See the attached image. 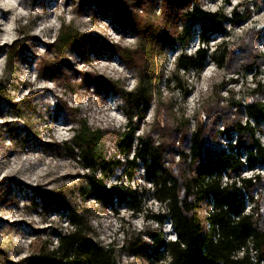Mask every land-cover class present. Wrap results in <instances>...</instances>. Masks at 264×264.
Masks as SVG:
<instances>
[{
	"label": "rangeland",
	"instance_id": "rangeland-1",
	"mask_svg": "<svg viewBox=\"0 0 264 264\" xmlns=\"http://www.w3.org/2000/svg\"><path fill=\"white\" fill-rule=\"evenodd\" d=\"M191 1L204 11L229 16L244 0H0V81L5 86L0 102V264H28L24 260L42 243L52 249L57 236L70 230L65 212L44 204L36 192H52L63 205L84 212L94 241L113 249L118 264H149L123 251L125 241L139 232L155 231L173 241L169 222L160 226L149 219L165 209L144 181L140 163L133 174L128 168L114 170L106 182L138 194L142 214L131 216L129 200L110 209L83 195L85 163L64 143L83 121L91 132L103 134L98 154L106 161L118 159L115 141L128 125L137 126L135 138L174 118L188 119L192 131L210 106L219 110L214 131L225 129L224 114L234 118L238 113L229 103L241 101L255 83L264 85V70L237 75L208 63L199 75L180 72L181 83L188 85L185 98L168 84L180 50L166 46L164 39L175 31V15ZM245 1L250 19L236 28L226 25L231 47H246L247 52L236 55L240 65L264 55V35L255 37L264 31V0ZM142 31L150 37L158 31L163 40L152 50L146 40L140 43ZM194 35L184 53L198 48ZM222 40L215 36L205 47L212 51ZM141 68L152 78V100L129 121L120 95L137 88ZM240 118L248 120L245 114ZM255 138L264 148V126ZM217 139L223 146L228 142L222 135ZM253 175L264 182L262 164L244 169L242 177ZM260 192H253L254 199Z\"/></svg>",
	"mask_w": 264,
	"mask_h": 264
},
{
	"label": "trees",
	"instance_id": "trees-1",
	"mask_svg": "<svg viewBox=\"0 0 264 264\" xmlns=\"http://www.w3.org/2000/svg\"><path fill=\"white\" fill-rule=\"evenodd\" d=\"M248 5L244 0L226 16L222 11H204L198 3L191 1L175 15V31L164 39V44L179 48L180 53L175 59L173 75L166 82L173 85L183 98L188 94V85L181 83L180 72L199 75L208 63L237 75L253 73L260 67L264 70V55L255 57L250 64L240 65L236 55L244 54L246 47L232 48L233 44L226 40L231 35L226 25L236 28L250 19ZM167 6H163V14L168 12ZM177 24L182 26L180 31H177ZM196 27L198 32L195 34ZM142 32L140 43L146 40L152 50L158 41L163 40L158 31L151 37ZM262 34L264 31L255 36L256 40L263 37ZM193 35L199 47L193 54L184 53L183 49ZM215 36L223 40L209 51L205 45ZM138 78L136 89L120 95L129 121L152 100V78L147 77L143 68ZM4 92L5 86L0 81V102ZM230 107L238 113L234 118L224 114L225 129L220 133L214 131L220 120L217 106L204 109L192 131L188 119L174 118L167 123H157L153 130L135 138L137 126L128 125L127 132L118 135L115 141L119 158L107 161L98 154L103 136L100 131L91 132L83 121L79 129H72L73 136L64 145L73 157L78 154V159L85 163L83 168L87 173L83 175V195L87 194L97 204L110 209L115 203L129 200L131 216L142 214L135 191L117 185L106 186L114 170L125 172L124 168H128L133 174L140 163L144 181L151 185L153 197L164 206V214L149 219H154L160 226L169 222L174 240L165 241L160 233L157 235V232L147 230L128 238L124 252L146 259L149 264H251V250L264 260V182L259 175L242 177L244 169L253 170L259 164L264 169V148L255 138L264 126V85L255 83L241 101L229 103ZM160 109L161 105L157 104L158 116ZM241 114H245L248 120L242 122ZM232 134H235V141ZM218 135L228 141L225 146L218 141ZM134 140L136 146H133ZM176 150L177 162L174 160ZM256 189L261 192L256 193L258 198L254 199ZM35 194L44 204L65 212L70 230L57 236V246L52 249H49V243H42L24 263L118 264L113 249L94 241L93 230L84 212L63 205L52 192ZM247 203L251 205L248 212ZM240 249L244 254L237 257Z\"/></svg>",
	"mask_w": 264,
	"mask_h": 264
},
{
	"label": "built area",
	"instance_id": "built-area-1",
	"mask_svg": "<svg viewBox=\"0 0 264 264\" xmlns=\"http://www.w3.org/2000/svg\"><path fill=\"white\" fill-rule=\"evenodd\" d=\"M225 181V179H224ZM246 206L248 207V211L249 209L251 208V205L250 204H246ZM211 209V206L209 208V210ZM207 214V213H206ZM170 227V226H169ZM209 227V225H207V228ZM171 228V227H170ZM172 230V228H171ZM172 232V231H171ZM174 240V239H173ZM244 254V251L243 249H240V251L237 253V257H242ZM251 264H263V261L261 259H259L258 255L256 254L255 251H252L251 250Z\"/></svg>",
	"mask_w": 264,
	"mask_h": 264
},
{
	"label": "clouds",
	"instance_id": "clouds-1",
	"mask_svg": "<svg viewBox=\"0 0 264 264\" xmlns=\"http://www.w3.org/2000/svg\"><path fill=\"white\" fill-rule=\"evenodd\" d=\"M198 47H199V43H198Z\"/></svg>",
	"mask_w": 264,
	"mask_h": 264
},
{
	"label": "bare ground",
	"instance_id": "bare-ground-1",
	"mask_svg": "<svg viewBox=\"0 0 264 264\" xmlns=\"http://www.w3.org/2000/svg\"><path fill=\"white\" fill-rule=\"evenodd\" d=\"M11 7V6H10ZM8 8H9V6H8Z\"/></svg>",
	"mask_w": 264,
	"mask_h": 264
}]
</instances>
